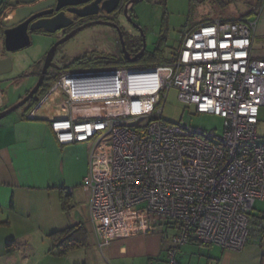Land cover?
<instances>
[{
  "label": "built area",
  "instance_id": "2783aa9c",
  "mask_svg": "<svg viewBox=\"0 0 264 264\" xmlns=\"http://www.w3.org/2000/svg\"><path fill=\"white\" fill-rule=\"evenodd\" d=\"M7 14L4 6L0 21ZM254 28V20L213 18L183 28L163 63L100 61L57 75L45 96L60 93L67 114L51 130L60 144L92 143L82 185L100 247L162 223L175 230L165 264H178L188 242L245 247L253 203L264 198V59L251 55ZM171 88L196 113L222 118V132L166 122ZM79 105L95 109L73 116Z\"/></svg>",
  "mask_w": 264,
  "mask_h": 264
},
{
  "label": "crops",
  "instance_id": "0c3cea01",
  "mask_svg": "<svg viewBox=\"0 0 264 264\" xmlns=\"http://www.w3.org/2000/svg\"><path fill=\"white\" fill-rule=\"evenodd\" d=\"M7 1L0 0V11ZM194 1L206 8L192 25L213 18L254 20L251 55L264 59V0ZM50 44V39L39 42L40 51L32 58L23 55L25 49L15 54L12 72L0 76V110L17 102L35 84L37 62ZM81 51L74 57H81ZM69 69L61 68L55 76ZM24 72L28 74L21 78ZM36 105H26L0 119V264H165L172 233L158 231V226L157 231L98 245L88 219L89 195L82 185L92 143L57 141L51 122L67 114L60 93L47 94L34 109ZM33 109L34 118H28ZM78 111L90 112L87 107L71 109L73 116L81 115ZM257 135L264 143V105L258 112ZM251 215L254 222L245 247L235 252L211 245L205 264H264V198L253 203ZM52 233L75 238L77 247L58 253L53 249L56 241L51 240ZM7 243H11L10 251ZM194 244L204 251L198 247L204 246L202 243H185L178 248V264L192 263L191 256L184 259L181 253L195 251ZM213 248H219L220 254Z\"/></svg>",
  "mask_w": 264,
  "mask_h": 264
},
{
  "label": "water",
  "instance_id": "95a60500",
  "mask_svg": "<svg viewBox=\"0 0 264 264\" xmlns=\"http://www.w3.org/2000/svg\"><path fill=\"white\" fill-rule=\"evenodd\" d=\"M119 0H8V14L5 20L0 21V76L9 75L13 70L14 55L21 50L29 48L36 42V45L41 43L40 35L44 37H51L59 30H63L73 23V18L70 14L77 17H86L93 14L90 9L96 6L101 9H114ZM141 0H135L138 2ZM110 6V7H108ZM108 7V8H107ZM101 22L94 21L91 23L83 24L71 32L52 43L48 50L45 52L44 59L41 58L37 62L42 65L37 74L35 84L27 91V93L20 98L17 102L9 107L0 110V119L11 114L12 112L29 104L37 103L39 101L40 92L45 84H47L53 76L54 71H59L60 67L53 61L57 47L72 38L78 31ZM105 24V23H103ZM140 31H142L140 29ZM142 49L130 58V54L125 49L122 35L118 30L122 53L124 59L128 62H133L136 58L144 53L146 41L143 33L141 32ZM54 69V71H50ZM28 72H24L21 76H27ZM9 80V79H8ZM6 81V80H4ZM34 118V117H28Z\"/></svg>",
  "mask_w": 264,
  "mask_h": 264
},
{
  "label": "rangeland",
  "instance_id": "374dc122",
  "mask_svg": "<svg viewBox=\"0 0 264 264\" xmlns=\"http://www.w3.org/2000/svg\"><path fill=\"white\" fill-rule=\"evenodd\" d=\"M204 8L206 7L197 3L194 0H166L165 2L157 0L151 5H148L145 2H140L137 5L136 10L139 16V23L141 24L144 30V37L146 41L147 50H151L154 47L159 36L163 34L165 37V44H163V57L166 60L170 59L171 54L177 48L181 35V30L185 27L192 26V23L197 20L199 14L203 11ZM82 34L64 43L65 45L63 50H66V52H68V55L65 56L67 58V62L64 63L62 68H70L69 71L80 70L88 67L89 64H91L80 63L76 65H71V63L69 62L70 60H73V57L77 55V52L81 51L83 48H86L88 46L86 43L81 42V38L83 39L84 36L87 35ZM112 41L113 40L111 39H107V41L103 43H112ZM35 44L36 42H34V44L29 48H26V54L25 52H22L23 55L27 56V58L37 56L36 54L40 51V47ZM14 58L16 59L17 55H14ZM141 63V61H138V64ZM160 105H162V103ZM22 108L12 112V114L18 112ZM162 115L163 119L166 122L170 123L180 122L186 124L191 128H201L206 131L215 130L217 134H220L223 130L222 118L211 114L196 113L193 106L186 105L178 100L177 90L175 88H171L167 92V97L165 103L163 104ZM158 228V231L164 230L167 231L168 234H173V232L175 231L172 228L166 229V226L163 224L162 227L158 226ZM198 247L204 248V251H199L197 249V246L194 244V249L196 250L189 252L183 250V253H181L182 257L186 259L188 258V256H191V264H205L207 261L206 254L209 251V248H212L214 246L204 244V246L199 245ZM212 251H215L216 253L220 254L219 248H213Z\"/></svg>",
  "mask_w": 264,
  "mask_h": 264
},
{
  "label": "flooded vegetation",
  "instance_id": "af4514ba",
  "mask_svg": "<svg viewBox=\"0 0 264 264\" xmlns=\"http://www.w3.org/2000/svg\"><path fill=\"white\" fill-rule=\"evenodd\" d=\"M156 1L157 0H141V1L135 2V0H119L115 8L111 9L110 11L108 9L107 10L105 8L101 9L98 6H96L95 12H94V8L90 9V11L93 14H89L86 17H77L74 14H70V16L74 19L73 23L70 26H68L67 28L63 30H59L53 34H50L51 37H46V36L44 37V35H40L38 36V38L41 39L40 41H46V39H50L51 40L50 45H52V43L64 37L66 34L71 32L73 29L79 26H82L83 24H86V23L99 21L101 23L88 26L78 31L72 38H70L72 40L73 38H75L76 36H79L82 33L87 34L84 36L83 39H81V42L86 43L88 46L82 49L81 51L82 54L80 55L81 57H73V59H78V61H81V62L85 61V63L88 64L89 62L94 63V62H100V61H103V62L111 61L112 62V60H117V59L119 60L121 58H124V54L122 53L120 39L118 36V30L120 31L122 35L125 49L130 54V58H131L142 49L143 36L141 32L144 35V30L138 20L139 16L136 10L137 5L140 2H145L146 4L151 5L153 2H156ZM165 1L166 0H161V2H165ZM140 29L142 31H140ZM107 39L113 40L112 43L111 42H107L106 44L103 43L107 41ZM64 43L60 44L57 47L55 56L53 59V61L56 62L60 67L64 65L65 61L67 60L65 56L68 55L67 54L68 52H66V50H63L64 45H65ZM148 51L149 50H147V47L145 46L143 55L136 58L133 62H129V63L131 64L133 63L132 65H139L138 61L142 60L144 55ZM44 56L45 55L42 56L43 59H44ZM41 65H42V62L38 66L39 69ZM50 71H54V69H50ZM54 72L56 73L57 71H54ZM44 95L40 94L39 101L43 98Z\"/></svg>",
  "mask_w": 264,
  "mask_h": 264
},
{
  "label": "trees",
  "instance_id": "16d2710c",
  "mask_svg": "<svg viewBox=\"0 0 264 264\" xmlns=\"http://www.w3.org/2000/svg\"><path fill=\"white\" fill-rule=\"evenodd\" d=\"M163 44H165V37L163 34H161L158 38V40L156 41L155 45H154V48L152 51L150 52H147L143 59L140 60L142 63L141 64H148V65H153V64H160V63H163L166 61V59L163 57V54H164V49H163ZM139 61V62H140ZM71 65H75V64H80V63H85V61H71L70 62ZM111 64H115V65H121V66H130L132 65L131 63L127 62L124 60V58H121V59H117V60H112V63ZM64 69V68H63ZM57 78V75L56 76H53L51 78V80L45 84L40 92L41 95H44L48 89L50 88L51 84L53 83V81ZM32 105V104H31ZM250 218H251V225H253V222H254V218L252 217V215H250ZM259 219V218H257ZM262 219V218H261ZM263 220V219H262ZM262 223L260 222V225ZM262 226V225H261ZM261 230L263 229V226L261 227ZM252 229V228H251ZM63 236V238H62ZM50 238L51 240H53L54 242L56 241V244L55 246L53 247V249H56L58 253H64L66 252L69 248L70 249H73V248H76L77 247V243L75 242V238L73 239V237L71 239H69L70 237L68 236L67 238V235L65 236L64 238V234L61 235L59 233H52L50 234ZM62 238V239H61ZM61 239V241H60ZM12 249V246H11V243H7L6 245V250L7 251H10Z\"/></svg>",
  "mask_w": 264,
  "mask_h": 264
},
{
  "label": "bare ground",
  "instance_id": "6f19581e",
  "mask_svg": "<svg viewBox=\"0 0 264 264\" xmlns=\"http://www.w3.org/2000/svg\"><path fill=\"white\" fill-rule=\"evenodd\" d=\"M45 96V95H44ZM43 96V97H44ZM40 98V97H39ZM84 107H87V109L89 108V113H87L86 114V112H84V113H82V112H79V114H81V115H89L90 113H92L93 111H94V109H95V106H93V105H79V106H76L75 108L76 109H79V108H82V109H84Z\"/></svg>",
  "mask_w": 264,
  "mask_h": 264
}]
</instances>
